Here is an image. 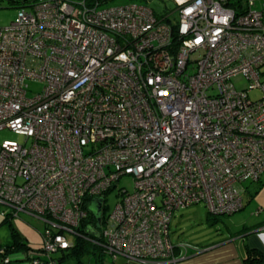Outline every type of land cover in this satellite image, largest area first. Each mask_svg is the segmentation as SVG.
Segmentation results:
<instances>
[{"label":"built area","instance_id":"obj_1","mask_svg":"<svg viewBox=\"0 0 264 264\" xmlns=\"http://www.w3.org/2000/svg\"><path fill=\"white\" fill-rule=\"evenodd\" d=\"M8 1L17 13L0 28V133L15 138L0 140L1 215L40 220L43 242L14 260L18 250L0 245V264H64L76 238L121 264H177L198 249L170 241L175 211L244 208L243 184L264 173V0H170L160 14L103 7L110 0ZM28 82L40 92L29 96ZM123 177L133 192L117 188Z\"/></svg>","mask_w":264,"mask_h":264},{"label":"rangeland","instance_id":"obj_2","mask_svg":"<svg viewBox=\"0 0 264 264\" xmlns=\"http://www.w3.org/2000/svg\"><path fill=\"white\" fill-rule=\"evenodd\" d=\"M128 3L147 4L157 14L166 11H173L174 7L170 0H110L103 7L119 6ZM17 9L10 6L8 0H0V28L8 27L15 19ZM264 77V75H263ZM234 85L243 89L249 86V82L243 77L238 76L233 79ZM42 86L39 83L28 82L29 96L39 93ZM262 93L259 90H252L249 96L252 100L259 99ZM15 136L9 131L0 133V140L14 139ZM264 183V173L260 182L247 181L243 184L247 192L243 195L244 208L232 215L211 216L208 214L204 203H198L185 209L177 210L173 214V218L169 225V239L174 244H188L190 246H206L212 244L223 237H228L230 231H236L243 225H250L264 218V211L260 215L256 214V210L261 209L262 199L257 196L260 191L261 184ZM117 188H125L128 192H133V181L129 177H123ZM252 197V198H251ZM119 202V197L113 191L105 199V214H110ZM264 209V207L262 208ZM4 207L0 205V245H11L13 234H17L21 241L25 242L32 250L38 252L42 248V231L43 223L30 216H21V218H13L3 223L1 211ZM71 237V236H70ZM25 256L24 251H18L12 254L11 258L22 259ZM83 264H113L109 255H104L101 261L97 253H88L81 258ZM64 264H79L74 258L68 259ZM115 264H120L117 261Z\"/></svg>","mask_w":264,"mask_h":264},{"label":"crops","instance_id":"obj_3","mask_svg":"<svg viewBox=\"0 0 264 264\" xmlns=\"http://www.w3.org/2000/svg\"><path fill=\"white\" fill-rule=\"evenodd\" d=\"M260 186L257 196L260 195L263 208L264 183ZM262 208L256 210L257 215H260L262 210L264 211ZM195 248L198 249L196 252L193 251L177 264H245L247 249H256L262 252V264H264V218L250 225H243L236 231H230L228 237H223L212 244Z\"/></svg>","mask_w":264,"mask_h":264},{"label":"trees","instance_id":"obj_4","mask_svg":"<svg viewBox=\"0 0 264 264\" xmlns=\"http://www.w3.org/2000/svg\"><path fill=\"white\" fill-rule=\"evenodd\" d=\"M105 210V209H104ZM209 214V213H208ZM210 215V214H209ZM212 216V215H211ZM90 219L94 221L92 215H90ZM3 222H8L3 219ZM96 224V222H95ZM83 233L86 234L85 230ZM6 247H15L18 251H23L25 249L30 248L25 242L21 241L17 234H13V241L11 245H6ZM95 253L94 249H92L91 245L81 238L75 239L74 248L67 254V259L74 258L77 260V263H81V258L88 253ZM189 254L193 253V251H189ZM188 254V255H189ZM102 261V256H98ZM263 255L262 252L256 249H247V258L245 259V264H262ZM113 264L117 263V261H112Z\"/></svg>","mask_w":264,"mask_h":264},{"label":"water","instance_id":"obj_5","mask_svg":"<svg viewBox=\"0 0 264 264\" xmlns=\"http://www.w3.org/2000/svg\"><path fill=\"white\" fill-rule=\"evenodd\" d=\"M101 203H102L101 199H96L90 206V211L98 223L97 226H99V221L101 219Z\"/></svg>","mask_w":264,"mask_h":264}]
</instances>
